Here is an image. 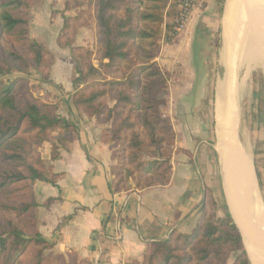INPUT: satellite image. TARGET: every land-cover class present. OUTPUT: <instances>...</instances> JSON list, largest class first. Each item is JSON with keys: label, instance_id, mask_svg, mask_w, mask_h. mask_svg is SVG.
<instances>
[{"label": "trees", "instance_id": "1", "mask_svg": "<svg viewBox=\"0 0 264 264\" xmlns=\"http://www.w3.org/2000/svg\"><path fill=\"white\" fill-rule=\"evenodd\" d=\"M170 0H66L67 11L80 9L65 20L58 38L77 60L73 103L103 124L101 141L109 144L113 159L114 193L156 185L172 179L171 158L176 151L175 131L165 116L167 82L157 62L166 10ZM35 0H0V74L47 72L53 54L30 38L31 8ZM87 4L88 9L84 10ZM82 22H79L84 15ZM94 19L99 65L94 51L74 46L79 28ZM170 28L174 27L169 25ZM22 78H0V264H79L75 253L54 252V244L41 234L36 217L37 181L55 183L58 174L43 160L40 148L52 144V160L59 154L54 141H73L77 126L58 114L48 98L17 96ZM113 102V105H111ZM59 132L58 137L53 133ZM146 156V159L144 157ZM205 202L197 226L190 234L174 231L164 240L148 243L141 261L130 264H251L242 236L227 207L226 218L216 215Z\"/></svg>", "mask_w": 264, "mask_h": 264}, {"label": "crops", "instance_id": "2", "mask_svg": "<svg viewBox=\"0 0 264 264\" xmlns=\"http://www.w3.org/2000/svg\"><path fill=\"white\" fill-rule=\"evenodd\" d=\"M219 2L206 0L203 10L195 9L187 28L172 44L161 50L159 59H170L167 62H171L173 70L183 65L184 72L193 76L192 87L186 85L183 90L192 88L191 94L196 97L191 101L187 97L184 102L186 107L191 106L189 102L193 101L201 105L203 98L198 91L204 89L206 76L215 71L216 27L208 20L215 17ZM65 88L68 92L73 91V83L69 81V86ZM212 102L210 100L208 105H213ZM66 104L63 116L71 118L79 126V136L60 147V156L56 160L50 158L49 145L45 146L44 159L51 171L59 176L55 183L37 181L34 185L38 227L43 237L54 244L55 253H75L79 264H130L134 260L141 261L149 242L167 239L176 230L184 234L193 230L199 217L207 175L219 188L224 200L226 192L230 211L241 229L252 259L253 249L264 241V233L258 239L259 235L252 229L254 226L241 200L242 189L237 180L239 176L237 178L235 173L238 172L242 152H231L229 159L226 161L225 155L223 161L215 130L206 124L210 122L206 115L200 120L203 123L200 130L186 127V134L181 133V129L177 130V147L186 149L188 154H174L172 179L168 185L114 193L111 186V170L115 164L113 149L101 141L102 125L76 108L68 97ZM211 113L208 116H212ZM191 117L187 115L183 121L191 122ZM246 122L251 128L252 119H246ZM247 128L239 133L238 127L236 140L243 146L249 172L252 171L251 186L248 184L246 188L250 201L249 214L251 209L262 207L256 212L264 230V223L261 222L264 220V136L256 133L254 137V132ZM194 134H200L201 140L195 141ZM227 169L232 172L230 176Z\"/></svg>", "mask_w": 264, "mask_h": 264}, {"label": "rangeland", "instance_id": "3", "mask_svg": "<svg viewBox=\"0 0 264 264\" xmlns=\"http://www.w3.org/2000/svg\"><path fill=\"white\" fill-rule=\"evenodd\" d=\"M65 1L66 0H35L33 6L31 8L32 13V20H31V27H30V38L32 40L39 41L44 44V46L53 54L54 60L50 66V69L47 72L40 71L34 67L29 69L28 72H14L12 74L2 76L0 74V78L5 79V81H11L15 78H22L23 82L18 86L17 89V96L20 101H23L25 98L28 97L29 93L27 91L28 88H31L32 94L38 98H48L49 101L55 103L58 106V114L61 115L63 118L72 121L76 124L71 118H67L63 116L64 109L67 107L66 105V97L70 99L73 103L72 95L76 91V86L73 81L74 76V66L77 64V60L73 57V52L70 47L63 48L58 43V38L62 33V29L65 24V20L68 17H75L78 15L80 9H73L67 11L65 9ZM242 2V3H241ZM240 2V5H245L243 0ZM220 5H217V12H215V17L209 18L212 25H215V32H214V47L217 51V56L215 57V71L211 73L209 76L207 75L206 83H203V90H199L203 101L201 105H196V103L189 102L191 106H185L184 102L186 99L191 101L194 100L196 97L195 95L191 94L190 90H183L185 86L194 84L193 76L185 73L184 69L185 66H177L176 70H173L171 66V62H167L170 59L160 58L161 50L167 46V44H172L174 40L180 35L182 32H178L175 30V19L178 13V5L177 0H170L169 6L166 10V17L165 22L163 24V32L161 38V50L159 56L157 58V62L162 68L166 82L167 88L165 91L164 99L167 101V107L165 110V116L170 119L171 125L175 131V138H176V148L175 153L178 152H185L187 150L184 148L177 147V130L181 131V133H185L186 127H189L190 130L196 131V128L201 129L200 126L203 125L200 120H202L205 115L210 120L209 124L212 126L213 130H215L216 134V97H217V65H218V49H219V39H220V31L223 23V19L225 16V1L220 0ZM206 5H202L199 7L203 10ZM84 10L88 9L87 4L82 8ZM207 15V14H205ZM87 15L85 14L83 18L79 20L82 22ZM205 23V22H204ZM174 27L170 28L169 25H173ZM211 25V26H212ZM231 39L228 35V49H229V66H231L230 58H231V48H232ZM74 46H84L88 47L92 51H94V64L96 66L99 65V50L96 41V30H95V21L91 19L88 20V24L79 28L78 33L75 36ZM164 57V56H163ZM174 60V59H173ZM185 61L184 59H182ZM213 61V64H214ZM249 66V67H248ZM179 67V68H178ZM53 72V74H52ZM236 81L242 84V86L238 89V106H239V113H240V121L239 125V133H243L245 131L246 119H252L251 128L248 126L247 129L250 132H254V137L256 133L264 136V66L263 64H255L254 62L250 61L248 58L247 61H244L242 65L236 64V73H235ZM69 81L73 83L74 89L73 91H67L66 86H69ZM194 93V92H193ZM188 97V98H187ZM193 97V98H192ZM213 100V105H208V102ZM73 105L86 114L82 108L79 106ZM113 105V102H111ZM211 110L214 111L211 113ZM212 116H208V115ZM87 115V114H86ZM187 115H191V119L193 121L186 122L183 121ZM89 116V115H88ZM91 117V116H90ZM195 117V118H194ZM249 117V118H248ZM95 118L97 123L102 125L101 132L104 128L110 127V124H103ZM246 118V119H245ZM189 119V118H188ZM199 120V122L197 121ZM77 126V133L75 139L79 136V126ZM205 126V125H204ZM185 127V128H184ZM181 129V130H180ZM248 130V131H249ZM238 131V129H237ZM59 132L53 133L54 137H58ZM200 135V134H199ZM198 134H194V140L200 141L201 138ZM198 136V137H197ZM255 139V138H254ZM58 146L59 150L62 145H67L69 142L60 141L58 139L54 140ZM264 142V141H263ZM46 145H49L50 149V158L52 159V144L51 142H45L43 146L40 148L41 156L44 159L43 151ZM173 154V156H174ZM172 156V158H173ZM171 158V163H172ZM146 159V156L144 157ZM115 164L118 163L117 159L114 160ZM46 163V161H45ZM48 167L49 164L46 163ZM261 171V169H260ZM172 172H173V164H172ZM133 188H136L135 184L132 185ZM137 189V188H136ZM204 194L203 200L200 205L199 209V217L195 224L197 223L203 213V205L207 201L210 203V209H214V204H212L213 200H216V215L220 218H226V210H225V200L220 192L219 188L212 184V179L209 176L205 175L204 178ZM4 213L0 211V222L3 220ZM193 228V230L195 229ZM192 230V231H193ZM191 231V232H192ZM176 232H178L176 230ZM185 233V234H190ZM180 234H184L182 232H178ZM26 264H31V252L28 251L24 255ZM235 256L232 255L228 259V264H233L235 262Z\"/></svg>", "mask_w": 264, "mask_h": 264}, {"label": "bare ground", "instance_id": "4", "mask_svg": "<svg viewBox=\"0 0 264 264\" xmlns=\"http://www.w3.org/2000/svg\"><path fill=\"white\" fill-rule=\"evenodd\" d=\"M241 1L242 0H228L227 9L223 21L227 42L229 35L231 39V43L233 44L231 48L232 54L230 58L231 66H229V49L227 54V65H228V73L226 78L227 96L225 98V93L224 95H222L223 92L219 96L220 114H219L218 129L221 138V142H220L221 145L219 149H221L222 152L221 155L223 156V161L225 160V155L227 158L226 161L229 159V154L231 152H235V151L238 152V150L242 152L241 157L239 156L240 160H239V165L237 166L238 172L235 174H238L237 178L239 176L237 180L239 182L240 189H242L241 192L243 195V199L241 200H243L244 202V207L246 208L248 219L249 221H251L252 225L254 226V228L252 227V229H255L256 232L258 233L257 235H259L258 236L259 239V237H261V235L264 233V230L260 227V223L257 218L258 215L256 210L259 207L257 208V206H255L257 209L255 208L253 210L251 209L249 214L250 201H249V197L247 196V189H248L247 185L250 184V172L252 173V171L250 170L249 172L246 157L244 156L247 154L246 153L243 154L244 152L243 146L239 142L237 143L236 140L237 127L238 126L241 127V125H239L240 113H239L237 94H238V89L242 86V84L239 83V81H236L235 73H236V64L241 66L242 63L244 61H247L248 58L256 65L263 64L264 66V0H243L245 5H240ZM226 172L228 173L227 175L229 176L232 173L231 171H229V169H227ZM250 196L252 198V194ZM238 198L236 200H238ZM261 208H259L258 210L261 211ZM253 214H255V216L252 218L251 216H253ZM261 222L264 223V220ZM254 239L256 238L254 237ZM258 239L256 240L259 241ZM253 250L254 253L252 255V259L254 261V264H264V241H262L259 247L257 248L255 247V249Z\"/></svg>", "mask_w": 264, "mask_h": 264}, {"label": "water", "instance_id": "5", "mask_svg": "<svg viewBox=\"0 0 264 264\" xmlns=\"http://www.w3.org/2000/svg\"><path fill=\"white\" fill-rule=\"evenodd\" d=\"M225 1V13H226V9H227V4H228V0H224ZM224 21V19H223ZM227 54H228V42L226 39V35H225V31H224V26L222 23V27H221V31H220V39H219V49H218V65H217V88H216V92H217V97H216V137H217V141H218V146L220 148L221 145V138L219 135V129H218V125H219V114H220V107H219V96L220 94L223 92L222 95H224L225 93V98L227 96L226 94V78H227V73H228V65H227ZM221 95V96H222ZM238 129V127H237ZM221 150V149H220ZM225 194V205L227 207V210L233 220V222L235 223V225L237 226V228L240 231V234L242 236V240H243V244H244V248L248 254L249 260L251 262V264H254V262L252 261V259L250 258L249 252L245 247V243H244V238L241 232L240 227L238 226V224L235 222L232 213L230 211V206L228 203V198L226 195V192L224 191Z\"/></svg>", "mask_w": 264, "mask_h": 264}, {"label": "built area", "instance_id": "6", "mask_svg": "<svg viewBox=\"0 0 264 264\" xmlns=\"http://www.w3.org/2000/svg\"><path fill=\"white\" fill-rule=\"evenodd\" d=\"M206 0H177L178 13L175 19V30L181 32L189 24L195 9L201 7Z\"/></svg>", "mask_w": 264, "mask_h": 264}]
</instances>
